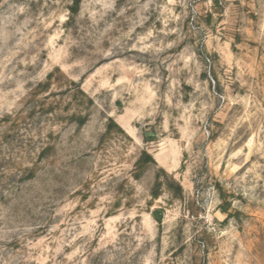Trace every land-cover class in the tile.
I'll list each match as a JSON object with an SVG mask.
<instances>
[{
    "label": "rangeland",
    "instance_id": "1",
    "mask_svg": "<svg viewBox=\"0 0 264 264\" xmlns=\"http://www.w3.org/2000/svg\"><path fill=\"white\" fill-rule=\"evenodd\" d=\"M0 0V264H264V0Z\"/></svg>",
    "mask_w": 264,
    "mask_h": 264
},
{
    "label": "trees",
    "instance_id": "2",
    "mask_svg": "<svg viewBox=\"0 0 264 264\" xmlns=\"http://www.w3.org/2000/svg\"><path fill=\"white\" fill-rule=\"evenodd\" d=\"M73 1H74V5L71 7V12L76 13L79 9L81 0H73Z\"/></svg>",
    "mask_w": 264,
    "mask_h": 264
}]
</instances>
